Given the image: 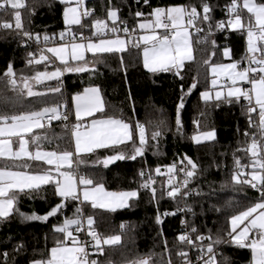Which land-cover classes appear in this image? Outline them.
Masks as SVG:
<instances>
[{
    "label": "snow or ice",
    "instance_id": "snow-or-ice-1",
    "mask_svg": "<svg viewBox=\"0 0 264 264\" xmlns=\"http://www.w3.org/2000/svg\"><path fill=\"white\" fill-rule=\"evenodd\" d=\"M64 5L63 20L66 31L60 33L61 40L66 35L71 34L72 40L69 43L61 44L58 47H48L40 50L39 58L36 54L29 51L27 53L26 64L28 66L49 62L48 55L63 65V69L57 67L52 72L37 71L34 76L18 74L14 70L13 62H9L3 75L0 76V85L5 93L11 91L13 97L6 94L0 97V100L7 106L9 103L16 106L22 102L23 97L40 98L45 96V92L33 90L32 81L42 83L45 80H59L63 72H87L93 69L89 65H95L102 62L103 54L124 53L129 51L128 45L133 48L142 47L143 67L149 73H172L179 80L185 79L186 62L194 60V49L192 32H205L204 26H207L205 36L196 41V43L207 44L209 39L215 35L216 31H239L245 39L246 52L240 61L232 60V49L225 45L223 47V57L230 60V63L210 62L212 57L203 60V65L207 66V74L211 76V88L200 93V98L206 104L213 100H227L231 103L232 98L237 102L243 98L247 101L243 105V110L248 119V128L256 129L255 132H244L246 147H238L236 151L245 152L250 158V164H242L241 159L233 153V169L231 171V183L233 188L239 186L244 189L245 186L254 189L259 193L257 199L232 214L228 219L230 230H218L215 238L211 229L207 234L195 226L191 221L182 219L181 225L184 231L175 237L177 242L176 256L180 264H233L230 257L218 251L222 245L235 246L237 248H248L251 251L249 264H264V0H230L224 5L227 21H215L213 13L219 7V0L214 5L210 0H198L196 3L181 5L155 6L150 0H135L136 5L142 3L151 11L145 17L144 13L137 10L132 14L134 18H144V22L138 23L137 27L145 34L140 35L133 40L136 33V27L129 29L127 22L120 19V8L113 5L112 0H106L102 5V11L106 12L104 18L96 17L95 9L88 8L86 0H59ZM47 0H33L28 5L24 0H0V11L11 13V20L4 19L0 21V29L13 32L14 39L20 42V46L28 47V42L35 40L40 43L39 33H33L25 27V17L22 10H28V23H31V16L34 15L38 7L44 6ZM245 13L247 15H245ZM14 21V23H13ZM108 21H111V26ZM121 25L123 27L121 28ZM72 26H77L80 30V41L76 42V33L72 32ZM91 30L92 36L97 39L94 41L88 39L84 43V30ZM162 29L163 33L156 30ZM123 31L127 39H122L119 33ZM114 34L115 38H107L108 34ZM51 38L45 34L43 41L45 44ZM212 56L219 51V46L215 39H211ZM86 53H91L93 59L89 61ZM72 62L77 63L75 66ZM247 66H244V63ZM123 64V58H121ZM226 80V85H220V80ZM193 82L188 85L185 91V85L180 84L179 103L176 105L175 125L178 133L182 132V109L184 108V98L190 95L193 89L197 88L198 80L192 78ZM241 84H250L249 89L241 87ZM218 87L223 89L227 87V96L223 90H216ZM48 91L60 92V87L50 88ZM75 107V118L77 123L73 125L71 131L75 140V154L72 151H40L29 150V141L24 138L25 133L32 132L33 128H42L41 123L48 120H68V115L58 111L56 107H45L41 110H24L19 114H0V137L9 139H0V158L3 163L0 164V223H6L14 215L23 221L48 222L49 218L57 217L67 207L69 201H78L81 206H77L72 217H65L62 222L53 225L50 230L54 235L62 234V239L57 237L55 246L46 249L40 253L41 258L29 259L27 264H111V261L101 262L97 259H91L88 245L92 244L95 251L99 254L104 253V246H113L120 243L121 237L118 235L104 237L98 233L94 225L96 221L93 215L86 218V235L91 240L85 239L83 242L78 234L85 231L83 206L90 204L92 209H104L109 212H115L117 209L131 207V201L138 199V193L141 189L150 191L151 199L158 197L155 178L151 175V170L146 173L141 170L138 175L141 183L135 190L108 192L105 191L102 184H94L93 180L85 176H77L72 171L62 170L71 168V160L75 155L80 162L81 153H93L96 149H106L111 152L103 158L104 167H108L116 161L132 160L143 157L148 146L149 140L154 141L153 147L159 150V138L163 135V129L167 127L166 121H149L152 127L150 136L146 126L137 120L125 122L115 116H107L105 106L102 102L99 87L85 88L82 94L72 96ZM218 106V105H217ZM102 114L106 118H96L95 114ZM253 114L258 116V122L253 118ZM203 115V113H202ZM85 117L91 119V130L80 131L82 121ZM196 125V133L191 136V141L195 145H202L216 140L215 130H202V124L199 120H193ZM67 127V125H65ZM18 138V147L14 149L17 141L10 138ZM42 137L33 136L31 143L40 147ZM46 139V137H44ZM138 141V142H137ZM250 141V142H249ZM239 143V142H238ZM223 155V153H222ZM42 161L48 168H42L41 165H35L42 170L33 173V165L29 162ZM185 161L187 162L185 164ZM179 167L177 163L166 166V171L160 167L155 169L157 176H167L166 186L159 193V198L167 196L177 204L176 212H165L164 216L176 215L177 212L191 213L193 217L197 214L194 206L187 203L193 194L203 195L200 190L190 188V184L198 175H202L206 169H202L187 154L180 157ZM220 167L219 164H216ZM251 168V171L246 169ZM182 174L183 179L177 180V175ZM43 186H50L52 195L59 198L60 202L50 206L49 210L43 215L32 212L31 214L20 211L18 204L22 196L33 198L34 193L42 190ZM227 185H222L225 187ZM82 196V200H81ZM201 207H203L201 205ZM216 211H220L219 208ZM157 225L163 223L161 214L157 210L155 217ZM206 227V225H205ZM125 226L122 224L121 229ZM161 235L163 231L161 229ZM71 242V246L67 245ZM165 251L169 255L167 264H172L171 252L168 248V242L164 240ZM191 253V255H190ZM26 254L24 244L16 245L11 253L7 250L0 251V264H19L17 257ZM194 255V259L192 258ZM130 264H153L151 255L138 257Z\"/></svg>",
    "mask_w": 264,
    "mask_h": 264
},
{
    "label": "trees",
    "instance_id": "trees-1",
    "mask_svg": "<svg viewBox=\"0 0 264 264\" xmlns=\"http://www.w3.org/2000/svg\"><path fill=\"white\" fill-rule=\"evenodd\" d=\"M31 5L33 0H24ZM153 7L165 5H181L196 3L198 0H150ZM216 4L217 0H210ZM230 0H219V7L213 13L215 21L224 20V5ZM106 0H86L88 8L95 9L96 17L104 18L106 12L102 11V5ZM114 6L120 8V19L127 22L129 29L136 27L138 22L144 18H134L132 14L140 10L147 17L151 11L142 3L138 6L135 0H112ZM64 5L59 0H47V3L35 10L31 16V23H28V10H22L25 17V27L33 33H39L41 42L43 36L47 34L51 39V44H61L55 42L59 40L60 33L66 31L63 21ZM245 15H247L245 13ZM11 20V13L0 11V21ZM14 23V21H13ZM123 25H121V28ZM192 35L194 60L186 63L184 72L185 79L179 80L172 73H149L142 64V48H133L128 45L129 51L124 53L103 54L102 62L95 65L90 64L93 69L87 72H63L59 80H45L42 83L32 81L34 91L45 92V96L40 98L24 96L22 102H18L15 107L11 103L7 106L0 100V114H19L24 110H41L45 107H56L58 111H64L70 115L72 123V96L83 93L85 88L99 87L103 104L107 116L121 118L125 122L133 124L139 120L144 123L150 136L153 130L149 121H166L167 127L163 129V135L159 138V150L153 147L154 141L149 140L143 157H138L135 161L123 160L110 164L107 168L102 165L103 158L112 153L106 149L98 150L92 154L80 156V162L76 157L73 159L71 171L78 176L82 175L93 180L94 184H102L105 191L120 192L135 190L141 183L138 173L143 170L146 175L151 170V175L155 178L158 197L151 199L150 191L141 189L138 199L131 201V207L119 209L115 212L92 209L90 204L83 206L84 218L93 215L96 221L94 228L104 237L118 235L121 237L120 243L113 246H104V253L94 254L91 259L101 262L111 261V264H130L138 257L151 255L153 264H167L169 255L165 251L164 240L168 242V248L172 250V264H180L177 259V242L175 237L179 235L181 212L176 215L164 216V212H176L177 204L172 199L164 196L159 198V193L166 186L167 176H157L155 169L160 167L166 171V166L174 162L179 164L180 157L187 154L202 169H206L202 175H198L190 184V188L198 189L203 194L192 196L187 203L194 206L196 216L186 213V218L202 232L207 234L211 229L213 238L220 229L230 230L228 219L235 212L242 210L253 203L259 193L254 189L245 186L241 189L236 186L234 189L231 183V171L233 169V153L241 159L242 164H250L251 158L243 151H236L238 147H246L244 143V132H255L256 129L248 128V119L243 110V98L239 102L232 98V102L227 100L209 101L207 104L201 100L200 93L209 88L207 66L203 65V60L212 57L210 62H219L223 59L221 51L227 45L232 49V60L240 61L245 55V39L238 31H216L215 35L209 39L207 44L196 43L201 40L206 32ZM72 32L79 35L80 30L72 27ZM84 36L91 38V30H85ZM11 31L0 32V76L3 75L8 63L14 64V70L18 74L32 77L37 71L52 72L57 67L63 69V65L54 61L53 63L42 62L28 66L26 64L27 53L29 51L36 54L35 46L28 44V47L20 46V42L14 39ZM71 36L66 35L65 38ZM211 39H215L219 46V51L212 56ZM34 40V44H35ZM65 44V43H64ZM86 58L91 61L92 54H86ZM123 58V64L121 63ZM77 63L72 62L75 66ZM245 65V63H244ZM196 77L197 88L193 89L190 95L184 98V108L182 109L183 129L178 133L175 125L176 105L179 103L180 84L185 85V91ZM60 87L61 91L53 93L50 88ZM13 97L9 90L5 93L0 85V97L4 95ZM218 105V106H217ZM203 113V115H202ZM96 118H106L102 114H97ZM253 118L258 122V116L253 114ZM193 120H199L202 130H215L216 140L202 145H195L191 141V136L196 133V125ZM63 120H48L45 118L44 127L28 134L26 140L29 141L30 151H72L73 142L70 129ZM42 137L40 147L31 143L33 136ZM46 137V139H44ZM138 142V141H137ZM239 142V143H238ZM250 142V141H249ZM223 153V155H222ZM3 160L0 159V164ZM33 165L31 171L37 173L41 168H47L39 162H29ZM219 164L220 167H217ZM251 171V168L246 169ZM222 185H227L221 187ZM53 189L50 186H43L42 190L33 194V198L22 196L18 207L20 211L31 214L36 212L43 215L53 206L60 202L54 197ZM201 205L203 207H201ZM77 206H81L78 201H69L67 207L57 217L49 218L48 222L23 221L17 216H13L6 223H0V251H9L19 244H24L26 254L17 257L19 264H27L29 259H40V253L45 252L55 245L57 237L63 238L61 234L54 235L50 230L53 225L63 221L67 217H72ZM219 208L220 211H216ZM157 210L161 214L163 223L157 225L155 217ZM125 228L122 230L121 225ZM206 225V227H205ZM161 229L163 235H161ZM224 255L231 258L233 264H249L251 251L248 248H237L235 246L222 245L220 250ZM11 264V261H10Z\"/></svg>",
    "mask_w": 264,
    "mask_h": 264
},
{
    "label": "built area",
    "instance_id": "built-area-1",
    "mask_svg": "<svg viewBox=\"0 0 264 264\" xmlns=\"http://www.w3.org/2000/svg\"><path fill=\"white\" fill-rule=\"evenodd\" d=\"M93 9V8H92ZM224 16L228 19V17H227V15H226V10L224 11ZM85 31V30H84ZM0 32H7L6 30H3V29H0ZM161 32L163 33V30L161 29ZM239 32V31H238ZM240 34H241V32H239ZM193 34H197L196 32H195V30H194V33ZM242 35V34H241ZM119 36L120 37H123V38H125V39H127V37H126V35H125V33L123 32V31H121L120 33H119ZM85 37V40L83 41V42H86L88 39H92V40H96L97 38L96 37H91V38H89V37H86V36H84ZM110 37H115L114 36V34H112V33H109L108 34V37L107 38H110ZM136 37H138V30L136 29V33L134 34V36H133V40H135V38ZM71 40H72V36H69V37H67V38H64V40H61V38H59V40L57 41V40H53V43H55V42H62V43H69V42H71ZM76 41H80V36H76ZM50 41L47 43V44H45L44 42H41L40 41V43L39 44H37V42H35V44H34V40L33 41H29L28 42V44H32L33 46H35L36 47V49H37V52H38V58H39V55H40V50L41 49H46V48H48V46L50 45ZM129 45H131V44H129ZM132 46V45H131ZM45 54L46 55H48L47 54V52H45ZM49 56V55H48ZM49 58H50V60H51V63H53L54 62V60L49 56ZM245 67L247 66V63L245 62V65H244ZM227 84V82H224L223 83V85H226ZM241 87H243V88H245V89H249L251 86H250V84H247V85H240ZM243 104L244 105H246L247 104V101H244L243 100ZM60 112H62V113H65L64 111H60ZM66 114V113H65ZM68 115V114H67ZM66 122V124L68 125V127H69V129H70V132L72 131V128H73V123H72V120H71V117H70V115H68V120L67 121H65ZM186 164V163H185ZM178 165V167L180 166L179 164H177ZM183 179V177H182V174H178L177 175V180H182ZM193 196H195V194H193ZM165 213V212H164ZM163 213V214H164ZM182 214V216H181V219H180V222H179V225H180V231H179V234L182 232V231H184V229L182 228V225H181V220L182 219H185V220H187V218H186V213H181ZM84 227H85V231L83 232V233H81V234H78V236H79V239L83 242L85 239H88L89 241L91 240V238L90 237H87V235H86V229H87V226L84 224ZM220 248H221V246L219 247V249H218V251L220 250ZM88 251H89V255H90V258L92 257V255H94V254H99V253H97L96 251H95V249L93 248V246H92V244L91 243H89V245H88V249H87ZM190 255H191V253H190ZM192 258L194 259L195 257H194V255H192Z\"/></svg>",
    "mask_w": 264,
    "mask_h": 264
},
{
    "label": "rangeland",
    "instance_id": "rangeland-1",
    "mask_svg": "<svg viewBox=\"0 0 264 264\" xmlns=\"http://www.w3.org/2000/svg\"><path fill=\"white\" fill-rule=\"evenodd\" d=\"M108 23L109 24H111V21H108ZM111 26V25H110ZM158 33H161L162 34V32H161V29H157L156 30ZM189 31L190 32H192V35H193V33H194V29H189ZM231 31V30H230ZM142 34H145V33H142ZM71 35V34H70ZM61 44H64V43H61ZM61 44H56L57 46H60ZM56 45H54V44H51V45H49L48 47H51V46H56ZM221 55L223 56V50L221 51ZM141 56H142V52H141ZM231 61L230 60H228V59H226V58H224L223 57V59L221 60V61H219V62H215V63H230ZM142 64H143V57H142ZM209 77H210V80H209V88L207 89V90H209L210 88H211V83H210V81H211V76L209 75ZM224 82H226V80H224L223 78H221V80H220V85H223V83ZM241 85H247V84H241ZM251 86V85H250ZM216 90H223V92H224V95H225V97L227 96V87H224L223 89H221L220 87H218ZM204 91H206V90H204ZM203 92V91H202ZM212 95H213V100L215 101V99H214V95H215V93L213 92L212 93ZM212 101V100H211ZM46 118V117H45ZM44 121H45V119L43 120V121H41V123L42 124H44ZM76 123H73V125H75ZM37 129H40V128H33L32 129V132H30V133H25L24 134V137H25V135H28V134H31V133H33L35 130H37ZM73 129V128H72ZM80 131H90L91 130V128H85L83 125L81 126V128L79 129ZM72 136V135H71ZM14 139H18L17 137H13ZM72 142H73V153L75 154V140H74V137H72ZM98 150H101V149H96V150H94V152H96V151H98ZM93 152V153H94ZM89 154H92V153H81L80 154V156H85V155H89ZM74 157H75V155L73 156V158H72V160H71V168H72V166H73V159H74ZM39 162H42V161H39ZM45 165V164H44ZM103 165V164H102ZM47 168L48 167H50L49 165H45ZM71 168L70 169H68V168H65V169H62V170H67V171H71ZM73 172V171H72ZM74 173V172H73ZM74 174H76V173H74ZM78 176V175H77ZM109 192V191H108ZM81 200H82V196H81ZM100 210H103V211H106V210H104V209H100ZM117 210H119V209H117ZM116 210V211H117ZM84 224L87 226V223H86V218H84ZM229 227H230V225H229ZM62 235V234H61ZM67 243V245L68 246H71V242L70 241H67L66 242ZM55 246V245H54Z\"/></svg>",
    "mask_w": 264,
    "mask_h": 264
},
{
    "label": "crops",
    "instance_id": "crops-1",
    "mask_svg": "<svg viewBox=\"0 0 264 264\" xmlns=\"http://www.w3.org/2000/svg\"><path fill=\"white\" fill-rule=\"evenodd\" d=\"M64 21V20H63ZM141 22H144V21H141ZM141 22H138V23H141ZM138 23H137V25H138ZM65 25V24H64ZM109 25H111V24H109ZM137 25H136V29L138 30V36H140V35H144V34H142V33H144L143 31H141L138 27H137ZM72 27H77V26H72ZM83 35H84V32H83ZM78 36H80V33H79V35ZM110 38H115V37H110ZM120 38H122V39H125V38H123V37H120ZM95 41V40H94ZM77 43H79V42H81V41H76ZM84 43H87V41L86 42H84ZM51 47H58L57 45L56 46H51ZM142 48V47H141ZM143 50V49H142ZM54 61H56L57 63H60L58 60H56L55 59V57H52L51 56V53H47ZM86 54H91V53H86ZM187 63V62H186ZM70 72H74V71H70ZM69 72V73H70ZM82 94V93H81ZM103 102V101H102ZM98 114V113H97ZM97 114H95V115H97ZM72 118H73V123H77V121H76V118H75V107H74V102H73V100H72ZM46 119H48L47 117H46ZM91 119L92 118H89V117H85L84 119H83V121L81 122L82 123V125L85 127V128H91ZM26 137H27V135H25V139H26ZM0 139H9L8 137H0ZM12 141H17V143H15L14 144V149L16 148V147H18V139H14L13 137L12 138H10ZM30 150V149H29ZM37 151V150H36ZM42 151V150H41ZM35 152V151H34ZM0 159H2V158H0ZM39 163H42V164H44L43 162H39Z\"/></svg>",
    "mask_w": 264,
    "mask_h": 264
},
{
    "label": "water",
    "instance_id": "water-1",
    "mask_svg": "<svg viewBox=\"0 0 264 264\" xmlns=\"http://www.w3.org/2000/svg\"><path fill=\"white\" fill-rule=\"evenodd\" d=\"M185 163H187V162L185 161Z\"/></svg>",
    "mask_w": 264,
    "mask_h": 264
}]
</instances>
